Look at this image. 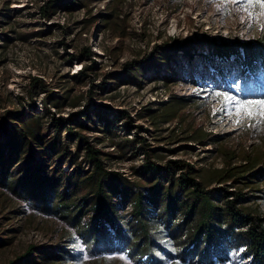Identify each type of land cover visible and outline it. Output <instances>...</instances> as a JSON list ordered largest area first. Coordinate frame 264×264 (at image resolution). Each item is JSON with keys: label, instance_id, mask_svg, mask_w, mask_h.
<instances>
[{"label": "rangeland", "instance_id": "374dc122", "mask_svg": "<svg viewBox=\"0 0 264 264\" xmlns=\"http://www.w3.org/2000/svg\"><path fill=\"white\" fill-rule=\"evenodd\" d=\"M69 1L73 5L68 8L53 5L51 0H0V142L11 134L17 114L22 118L40 115L45 134L54 136L45 103L52 105L57 100L66 104L60 110L52 106V111L65 118L76 114L74 120L85 125L79 130L92 142L98 139L96 147L110 154L105 156L109 167L146 186V178L136 170L147 156L162 164L183 159L210 184L216 204L227 207V192L229 198L240 196L236 204L244 213L264 218V125L252 127L247 120L237 125L235 117L228 115L233 105L220 110L222 105L213 95L221 91L238 100L264 99V73L257 76L258 82L254 76L248 81L243 77L241 82L243 72L236 66V56L225 65V70L229 65L233 69L226 75L217 69V56L211 61L202 59L199 48L192 52L191 61L186 53L172 56L173 70L162 62L160 48L154 54L155 66L144 69L136 64L164 43L205 39L236 45L237 40H256L264 31L259 26L248 29L240 13L225 15L218 10L217 0ZM44 8L53 12L51 19L42 14ZM87 46L98 63L81 74L82 66L91 61L72 60L70 54ZM173 71L178 81L165 82L162 76ZM33 77H41L43 82L34 84ZM250 80L256 82L250 84L253 90L240 96L243 83ZM44 84L53 94L43 92ZM176 97L184 99H178L182 104L173 118L156 124L170 107L162 104ZM87 110L92 119L85 117ZM116 112L130 115L132 124L142 127L133 132L146 138L144 144L123 141L126 120L116 123ZM72 126L78 130L77 124ZM66 135L62 133V140L75 153L76 143ZM64 168L72 171L70 166ZM222 177L226 179L219 183ZM73 236L78 237L62 219L34 208L0 184V238L9 239L8 244L0 245V264H11L33 247L57 251ZM78 245L84 249L80 240ZM218 249L219 255L216 252L210 264L250 262L245 247L230 237L220 240ZM37 254L34 249V257ZM57 264L155 263L146 257L134 262L124 250L86 252L77 262ZM165 264L207 263L197 257L186 261L168 257Z\"/></svg>", "mask_w": 264, "mask_h": 264}, {"label": "trees", "instance_id": "16d2710c", "mask_svg": "<svg viewBox=\"0 0 264 264\" xmlns=\"http://www.w3.org/2000/svg\"><path fill=\"white\" fill-rule=\"evenodd\" d=\"M51 3L64 4L68 8L73 5L69 0H51ZM82 4L87 6L85 2ZM47 8L42 14L51 19L53 12ZM155 48L147 60L136 64H142L144 69L152 68L155 66L154 54L160 48L162 62L168 65V70H173L172 56L186 53L191 61L194 58L192 52L199 48L202 59L211 61L217 56L229 60L237 55L244 69L264 73V35L253 41L237 40L236 45L200 39L183 40L176 45L164 43ZM70 55L72 60L91 61L90 65L82 66L81 74L98 63L91 46ZM162 79L167 83L178 81L174 71L164 74ZM39 82H43L41 77L32 78V83ZM246 84L240 92L242 97L252 90ZM42 90L53 94L46 84ZM178 99L184 98L176 97L168 101L170 104H162L170 107L163 115L164 119H157L156 124L173 118L182 104ZM50 104L46 102L45 109L51 113L54 136L45 134L40 115L27 118L16 115L18 119L11 134L0 142V184L34 208L62 219L75 231L78 239L70 237L52 252L33 247L11 264L74 263L86 252L101 254L124 250H128V255L137 263L144 257L155 264H165L168 257L183 261L197 257L210 264L219 250L220 240L226 237L245 247L249 264H264V218L244 213L236 204L240 196L229 198V193L225 192L227 207L218 205L214 192L208 188L210 184H205L194 165L183 159H170L162 164L151 155L136 170L138 175L146 178V188L141 181L107 165L105 156L110 154L96 147L98 139L92 142L79 130L85 125L74 120L76 114L69 118L56 116L52 106L60 110L66 103L55 100ZM117 113H113V117ZM85 117L92 119L88 110ZM119 119H125L127 125L123 141L133 146L144 144L146 138L133 132L142 127L132 124L130 115H117L116 123ZM72 124H77L78 130ZM63 132L75 141V153L63 142ZM64 165L72 167V171L67 172ZM225 179L222 177L219 183ZM79 240L84 249L79 247ZM8 243L9 239L0 238L1 246ZM34 249L39 251L35 257L41 261L35 259Z\"/></svg>", "mask_w": 264, "mask_h": 264}, {"label": "snow or ice", "instance_id": "6c2138e0", "mask_svg": "<svg viewBox=\"0 0 264 264\" xmlns=\"http://www.w3.org/2000/svg\"><path fill=\"white\" fill-rule=\"evenodd\" d=\"M218 10H222L225 15L233 13L241 14V21L248 29L259 26L264 31V0H217ZM216 98L222 105L220 110H225L229 104L233 107L228 110L230 117H235L233 122L237 125L245 120L252 121V127L264 125V99H241L228 95L221 91L214 92ZM124 259V257H119Z\"/></svg>", "mask_w": 264, "mask_h": 264}, {"label": "built area", "instance_id": "2783aa9c", "mask_svg": "<svg viewBox=\"0 0 264 264\" xmlns=\"http://www.w3.org/2000/svg\"><path fill=\"white\" fill-rule=\"evenodd\" d=\"M236 56V58H237V61H235V62H237V64H239V65H236V66H238L237 68H239V70L241 71V73L243 72V74H240L239 75V80L241 81V82H243V77H245L246 78V81H248L251 77H253L255 80H256V82H258V79H256L257 78V76L259 75V74H256V73H254L253 71H251L250 69H248V68H246V69H244L243 68V66L242 65H240V63H239V60H238V56L237 55H233V56H231V58H233V57H235ZM231 58L229 59V60H226V59H223V58H221V57H218V60H217V62H218V67H217V69H219V72L221 73V72H225L226 73V75H230V74H232L233 72V69H232V67L229 65V66H226V70H225V65L231 60ZM234 66V65H233ZM229 69V70H228ZM226 71H228V72H226ZM261 74H263V72L261 73ZM260 74V75H261ZM255 80H250L249 82H244L243 83V86H244V84L245 83H248L249 84V86H250V84L251 83H253L254 85H256V82H255ZM251 87V86H250ZM251 89L253 90V88L251 87ZM148 188V187H147ZM126 252L128 253V250H126Z\"/></svg>", "mask_w": 264, "mask_h": 264}]
</instances>
